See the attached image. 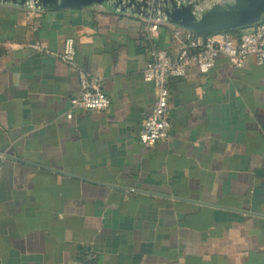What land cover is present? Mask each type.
<instances>
[{
    "label": "crops",
    "instance_id": "1",
    "mask_svg": "<svg viewBox=\"0 0 264 264\" xmlns=\"http://www.w3.org/2000/svg\"><path fill=\"white\" fill-rule=\"evenodd\" d=\"M146 25L108 3L0 1V264H264V63L188 66L169 80L167 138L145 145L147 52L175 48V25L144 40ZM69 38L102 78V113L68 118L76 73L32 46Z\"/></svg>",
    "mask_w": 264,
    "mask_h": 264
},
{
    "label": "built area",
    "instance_id": "2",
    "mask_svg": "<svg viewBox=\"0 0 264 264\" xmlns=\"http://www.w3.org/2000/svg\"><path fill=\"white\" fill-rule=\"evenodd\" d=\"M146 19L147 25L142 34L144 40H151L157 35L159 26L168 23L158 11L153 17ZM172 36L175 41V48L172 50L150 45L142 70L143 80L155 89V99L143 118L136 137L139 142L149 146L166 139L169 133L168 101L171 78L183 77L190 65H194L201 73H207L220 56L236 68L243 67L248 57L254 58L257 64L264 63V19L245 26L234 35L225 32L197 34L174 26ZM32 46L63 61L75 71L79 90L69 100L68 118L75 108L96 113L107 109L110 101L103 91L102 78L76 65L73 39H66L60 52L49 51L40 43H34Z\"/></svg>",
    "mask_w": 264,
    "mask_h": 264
},
{
    "label": "water",
    "instance_id": "3",
    "mask_svg": "<svg viewBox=\"0 0 264 264\" xmlns=\"http://www.w3.org/2000/svg\"><path fill=\"white\" fill-rule=\"evenodd\" d=\"M42 8H79L92 4H111L120 10L153 17L158 11L169 23L197 34H212L245 27L264 19V0H220L208 10L196 14L191 3L176 0H0Z\"/></svg>",
    "mask_w": 264,
    "mask_h": 264
},
{
    "label": "trees",
    "instance_id": "4",
    "mask_svg": "<svg viewBox=\"0 0 264 264\" xmlns=\"http://www.w3.org/2000/svg\"><path fill=\"white\" fill-rule=\"evenodd\" d=\"M243 28H244V27L237 28V29H233V30H229V31H226L225 33H229V34L238 33V32H240V30L243 29Z\"/></svg>",
    "mask_w": 264,
    "mask_h": 264
}]
</instances>
